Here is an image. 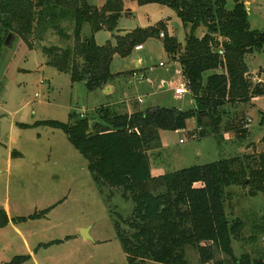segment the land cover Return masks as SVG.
<instances>
[{
    "label": "trees",
    "instance_id": "1",
    "mask_svg": "<svg viewBox=\"0 0 264 264\" xmlns=\"http://www.w3.org/2000/svg\"><path fill=\"white\" fill-rule=\"evenodd\" d=\"M135 1L138 6L170 7L185 30L184 45L165 34L162 45L166 55L179 64L193 108L153 107L121 115L100 107L83 117L72 112L65 124H42L62 131L87 159L88 172L100 194L105 188H114L122 200L132 204L128 217L116 215L113 221L128 264H189L187 247L196 250L199 264H264V259L247 253L234 255L232 240L240 239L244 223L239 218L229 220L224 209L229 187H246L250 197L264 195V155L257 162L251 156L235 157L156 176L151 174L148 159L149 152L160 148V132L182 131L192 118L198 128L216 127L227 105L264 96V84L253 83L247 76L248 61L264 49V32L250 29L243 0H233L231 10L226 9V0ZM122 16H131L122 0H106L101 7L86 0H0V27L4 30L0 51L8 35L12 41L6 48L20 40L28 49L54 35L64 46L43 47L46 64L69 75L73 84L82 82L89 91L102 89L113 78V56L132 54L146 39L159 37L166 25L161 21L124 36L114 35L113 44L96 45L94 34L116 32ZM84 26L89 28L86 37L82 35ZM200 30L204 31L198 37ZM90 120L96 121L91 127ZM47 211L13 221L44 218ZM8 223L7 213L0 208V229ZM52 243L58 242L40 245ZM29 259L17 256L7 264H24Z\"/></svg>",
    "mask_w": 264,
    "mask_h": 264
},
{
    "label": "rangeland",
    "instance_id": "2",
    "mask_svg": "<svg viewBox=\"0 0 264 264\" xmlns=\"http://www.w3.org/2000/svg\"><path fill=\"white\" fill-rule=\"evenodd\" d=\"M86 1L95 7L106 2ZM122 1L131 16L119 19L116 32L95 33L96 45L113 44L114 35L124 36L161 21H166L163 34L184 45L185 30L170 7ZM247 4L250 29L264 32V0H250ZM233 5V0H226L227 10ZM172 22L179 27L174 29ZM203 31L197 32L198 37ZM82 35H89L88 26L83 27ZM162 41L159 37L148 38L140 52L133 51L125 57L114 55L110 64L112 80L95 91H89L82 82L71 83L69 75L46 64L43 47L64 46L54 35H47L32 49L20 40L12 48L1 49L0 208L11 221L48 211L44 218L16 222L12 228L0 230V264L33 254L37 264H128L116 239L113 221L116 215L128 217L132 204L122 200L114 188H105L100 194L88 172L87 159L73 148L62 131L42 122L65 124L72 112L83 117L100 107L121 115L154 106L191 110L189 93L173 95V88L183 79L179 64L166 55ZM251 58L248 78L253 83H264V49ZM263 116L264 96L227 105L226 114L216 127L198 128L192 118L182 131L160 132V148L148 153L152 174H169L235 157L243 160L244 156H251L257 162L264 155ZM246 120L251 122L244 129ZM226 192L230 197L224 204L225 214L229 220L239 218L244 223L240 239L232 240L234 255L247 253L254 259H264V195L250 197L248 188L240 186L229 187ZM84 229L90 240L82 238ZM56 241L47 247L40 245ZM186 257L189 264H199L195 249L187 247ZM34 262L30 259L26 264Z\"/></svg>",
    "mask_w": 264,
    "mask_h": 264
},
{
    "label": "built area",
    "instance_id": "3",
    "mask_svg": "<svg viewBox=\"0 0 264 264\" xmlns=\"http://www.w3.org/2000/svg\"><path fill=\"white\" fill-rule=\"evenodd\" d=\"M159 37L160 38H163L164 37V34L163 33H161L160 35H159ZM141 50H143V46H136L135 48H134V52L135 53H138V52H140ZM218 54L220 55V56H222L223 55V52L222 51H218ZM159 67H163V65L162 64H159ZM140 78H142V75H140ZM188 93V91H187V89H186V87H185V84H184V82L182 81V83L181 84H178V86H176L175 88H173V95L175 96V97H181V96H183V95H185V94H187ZM83 116V115H82ZM251 121L250 120H246L245 121V123H244V125H243V128L244 129H246L247 127H248V124L250 123ZM181 142V141H180Z\"/></svg>",
    "mask_w": 264,
    "mask_h": 264
},
{
    "label": "water",
    "instance_id": "4",
    "mask_svg": "<svg viewBox=\"0 0 264 264\" xmlns=\"http://www.w3.org/2000/svg\"><path fill=\"white\" fill-rule=\"evenodd\" d=\"M249 1H250V0H246V1H243V2L249 3ZM172 27H173L174 29H177V28L179 27V24H178L177 22H172ZM3 33H4V30H3L2 27H0V39L2 38ZM11 37H12L11 35H8V36L6 37V39H5V41H4V46H5V47H8V46L11 44V41H12V38H11ZM39 46H40V45L37 44V47H39ZM135 59H136V57H135ZM94 122H96V121H95V120H90V121L88 122L89 127H91V126L93 125ZM81 235H82V238H83V239H86V240H90V239H91V238L89 237V235H88V230H87V229L82 230V231H81Z\"/></svg>",
    "mask_w": 264,
    "mask_h": 264
},
{
    "label": "crops",
    "instance_id": "5",
    "mask_svg": "<svg viewBox=\"0 0 264 264\" xmlns=\"http://www.w3.org/2000/svg\"><path fill=\"white\" fill-rule=\"evenodd\" d=\"M248 4L246 3V2H244V6H245V9H246V6H247ZM137 65H138V62H137ZM259 82H261L260 80H259ZM261 83H263V82H261ZM264 84V83H263ZM108 89H104V92H106ZM154 107H158V106H154ZM150 108H153V107H150ZM160 108H162V107H160ZM146 109H148V108H146ZM146 109H144V110H146ZM144 110H140V111H138V112H142V111H144ZM136 113V112H135ZM125 114H127V115H130V114H133V113H128V112H126ZM154 151V150H153ZM153 151H151V152H153ZM150 153V152H149ZM150 171H151V168H150ZM151 174H152V171H151ZM153 176H156V175H158V174H152ZM160 175V174H159ZM8 216V215H7ZM8 218H9V223H8V225H7V227H9V228H12L14 225V223H16V222H13V221H11V218L8 216ZM1 231H3V230H5V228H2V229H0ZM14 230L19 234V231L16 229V227H14ZM24 245H25V247L26 248H29L28 247V245H27V242H24ZM30 259L31 260H33V262L35 261V255L33 254V257H30ZM29 259V260H30ZM29 260L27 261V262H29ZM26 262V263H27ZM26 263H24V264H26ZM34 264H37V261H35L34 262Z\"/></svg>",
    "mask_w": 264,
    "mask_h": 264
}]
</instances>
